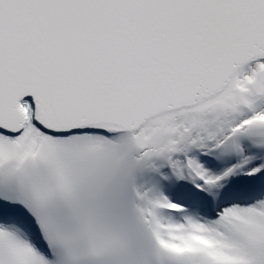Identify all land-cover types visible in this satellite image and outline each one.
Segmentation results:
<instances>
[{"label":"snow or ice","instance_id":"6c2138e0","mask_svg":"<svg viewBox=\"0 0 264 264\" xmlns=\"http://www.w3.org/2000/svg\"><path fill=\"white\" fill-rule=\"evenodd\" d=\"M0 264H264V0H0Z\"/></svg>","mask_w":264,"mask_h":264}]
</instances>
